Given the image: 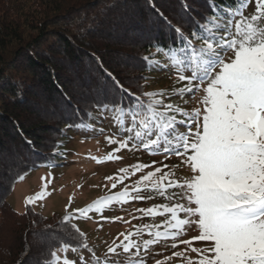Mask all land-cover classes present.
Instances as JSON below:
<instances>
[{
  "label": "snow or ice",
  "instance_id": "obj_1",
  "mask_svg": "<svg viewBox=\"0 0 264 264\" xmlns=\"http://www.w3.org/2000/svg\"><path fill=\"white\" fill-rule=\"evenodd\" d=\"M250 2L237 0L235 7L217 8L210 0L213 13L203 23L196 22L191 38L177 28L176 44L154 45L155 53L143 57L149 66L171 68L175 83L182 87L136 96L120 86L122 96L118 104L96 105L101 115L113 114L121 133H129L123 140L115 135L105 138L109 144L117 145L105 160L120 159L115 154L121 149H142L165 159L181 158L188 174L176 178L174 170L156 167L141 175L131 189L125 186L118 193L74 209L77 216L66 214L61 226L72 219H89V213L100 215L113 203L122 205L154 197L171 202L136 209L143 217L165 219L159 225L144 224L135 231L121 233L123 240L107 248L103 261L93 253L92 264H119L110 255H121L117 249L128 255L126 264H145L142 258L136 259L141 248L147 253L152 245L167 241H172V248L181 243L197 254L192 259L184 252L173 253L184 257L185 264H264V0H255L254 12L245 15ZM193 39L201 40L202 45L195 47ZM161 53L167 64L153 58ZM197 92L202 93L196 98L200 106L190 111L165 103L173 95L183 99L195 97ZM149 167L137 163L130 166V173L129 168H121L122 175L115 178L111 187L115 189L129 174ZM46 187L47 184L27 198L25 204L43 199ZM71 229L74 234L65 237L56 232L44 237L58 241L59 246L50 245L49 258L41 259L39 264H74L66 256L69 250L92 251L83 239L85 233L75 224H71ZM190 230L198 234L180 239ZM144 233L151 238L142 242L133 239ZM72 240L77 243H71ZM195 241L206 244L194 247ZM80 261L87 264L83 256Z\"/></svg>",
  "mask_w": 264,
  "mask_h": 264
},
{
  "label": "trees",
  "instance_id": "obj_2",
  "mask_svg": "<svg viewBox=\"0 0 264 264\" xmlns=\"http://www.w3.org/2000/svg\"><path fill=\"white\" fill-rule=\"evenodd\" d=\"M214 3L235 7L237 0ZM212 13L210 0H0V264H39L59 246L45 236L74 234L73 223L61 226L65 215L12 210L7 198L20 177L56 165L69 137L112 118L96 105L118 104L120 86L140 96L171 74L143 57L154 45L176 44L177 28L191 38ZM153 58L167 64L162 53Z\"/></svg>",
  "mask_w": 264,
  "mask_h": 264
},
{
  "label": "rangeland",
  "instance_id": "obj_3",
  "mask_svg": "<svg viewBox=\"0 0 264 264\" xmlns=\"http://www.w3.org/2000/svg\"><path fill=\"white\" fill-rule=\"evenodd\" d=\"M254 10V7L252 9L250 7L244 14L249 15ZM175 81L174 72L171 74L168 71L163 72L160 77L154 79L147 86L146 90L148 92L161 89L171 91L174 88L173 85L177 84ZM179 86L182 87L183 85L179 84ZM201 95V92H197L195 97L187 96L183 99L173 95L170 100L166 99L165 103L170 102L190 111L200 106L196 98ZM95 125L96 127L92 132H78L66 140L62 152L63 158L59 163L51 167L28 171L22 176V179L14 185L7 198V202L14 212L21 214L26 206H29L35 212L46 217L62 216L69 213L77 216L78 214L74 212V209L83 208L100 197L118 193L125 186L131 189L141 175L148 171H154L156 167H161L164 171L174 170L176 178H183L188 174L186 166L181 163V158L172 156L165 159L163 155H151L142 149H121L115 154L120 159L105 160L104 158L117 147L116 144H109L105 138L115 135L118 140H123L128 137L129 133H121L111 117H106ZM97 160L102 162L98 163ZM153 161L157 163L153 164ZM137 163L151 165V167L145 168L135 175L129 174L123 183H118L113 189L111 185L115 182V178L122 175L119 170L129 168L130 173V166ZM165 164L168 165V168L163 167ZM106 177H113L114 179L108 180ZM45 184L47 187L44 198L36 199L31 204L26 205L25 200L39 193L44 189ZM166 202L163 198L154 197L151 200H132L122 205L113 203L100 215L89 213L91 217L89 219L83 217L72 219L70 222L85 233V238L92 251L87 253L69 250L66 253L67 258L74 264H81L80 257L83 256L87 264H92L94 253L95 257L103 261L107 248L115 246L123 240L121 233L127 234L130 231H135L136 227L144 224L159 225L164 220L162 216L143 217L136 209ZM116 217L121 219H115ZM197 234L196 231L190 230L180 239L187 240ZM150 238L147 233L141 237H133L137 242ZM171 243L172 241H167L152 245L147 253L141 248L140 256L136 259L142 258L145 264H156L157 261H161L162 264H185L184 257L173 255L175 252H184L185 256L189 258H197V254L192 253L187 245L177 243V247L172 248ZM205 244L206 242L195 241L192 246L203 247ZM117 251L121 252V255L110 254L111 259L118 260L119 264H126L128 255L122 254L121 249H117ZM132 251L135 252L136 250L133 249ZM58 255L63 256L65 254L58 253Z\"/></svg>",
  "mask_w": 264,
  "mask_h": 264
}]
</instances>
